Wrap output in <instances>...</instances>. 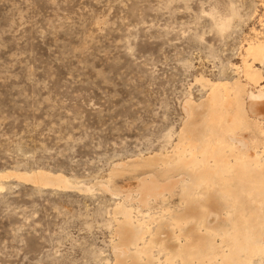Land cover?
Returning a JSON list of instances; mask_svg holds the SVG:
<instances>
[{"label": "rangeland", "instance_id": "374dc122", "mask_svg": "<svg viewBox=\"0 0 264 264\" xmlns=\"http://www.w3.org/2000/svg\"><path fill=\"white\" fill-rule=\"evenodd\" d=\"M257 42L264 0H0V264H117V206L128 196V218L149 220L135 200L166 167L137 163L171 153L185 103L205 104L209 85L264 91V59L246 54ZM39 173L48 180L26 176ZM255 207L249 219L263 233ZM155 213L144 240L166 264L158 242L172 230L169 213Z\"/></svg>", "mask_w": 264, "mask_h": 264}, {"label": "bare ground", "instance_id": "6f19581e", "mask_svg": "<svg viewBox=\"0 0 264 264\" xmlns=\"http://www.w3.org/2000/svg\"><path fill=\"white\" fill-rule=\"evenodd\" d=\"M246 54L254 62L262 63L264 44H249ZM244 68L247 81L256 84L258 72L246 61ZM223 87V84L209 85L206 103L198 108L190 101L185 103L186 122L170 154L155 155L145 165L137 163L150 167L151 162L161 161L166 167L160 171L161 175L157 172L146 176L147 184L135 200L139 208L151 214V219H129L131 208L127 202L133 199L128 196L117 206V212L123 215L122 241L116 248L117 264H161L153 252L157 242L144 240L146 235L154 234L150 224L161 221L155 218L157 211L169 213V222H163L172 227L166 233H170L168 237L158 242L159 250L166 253V264H254L252 257L264 255V232L256 234L257 225L252 223L258 219L252 223L249 219L254 216L251 213L256 205L253 204H257L258 213L264 211V159L256 151L258 146L264 147V91L261 87L255 93H247L237 84L234 92L228 94ZM244 96L251 113L246 109ZM196 112L202 118L198 125L193 123ZM244 129L255 135V139L245 141L241 137ZM226 150H232L229 153L232 156L226 158ZM233 151L237 153L234 155ZM124 165H116L112 173ZM257 170L262 172L256 173ZM26 176L34 181L48 180L44 173ZM176 197L177 204L172 201ZM198 213L202 217H197ZM214 237L219 238V243L212 240ZM251 240L254 245L249 246ZM168 244L173 245V250L166 252Z\"/></svg>", "mask_w": 264, "mask_h": 264}]
</instances>
